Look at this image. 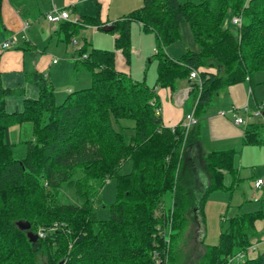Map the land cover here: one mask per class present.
<instances>
[{"label":"trees","instance_id":"obj_1","mask_svg":"<svg viewBox=\"0 0 264 264\" xmlns=\"http://www.w3.org/2000/svg\"><path fill=\"white\" fill-rule=\"evenodd\" d=\"M228 14L241 19L235 34L223 25ZM184 21L197 50L187 48L172 58L165 48L178 40ZM87 22L117 33L114 47L125 69L116 65L113 50L83 40L77 51L90 76L87 86L56 101L50 83L35 73L38 96L25 98L21 110L10 112L4 97L15 90L0 92V264H37V253L45 255L46 264H170L171 243L184 229L186 210L195 205L200 212L208 191L231 190L239 180L236 150L207 152L202 159L208 184L194 201L182 157L185 147L199 140L214 94L264 71V0H142L108 25ZM133 23L154 36L153 85L130 73ZM60 25L65 40L81 26ZM191 70L195 78H189ZM180 80L191 82L196 117L186 133L181 121L171 129L156 112L157 89L172 92ZM261 115L244 127L243 144H264V106ZM24 122L32 124V138L25 141L23 157L16 158L8 131ZM109 179L115 180V199L108 204V217L99 219L94 202ZM63 184L73 188L80 204L59 201ZM159 208L163 211L155 214ZM262 218L260 209L230 216L217 243L202 244L199 264H264V242L247 255L253 238L262 241L255 227ZM163 221L169 222L168 240ZM18 222H28V229ZM27 230L36 238H28ZM237 252L242 257L233 259Z\"/></svg>","mask_w":264,"mask_h":264},{"label":"crops","instance_id":"obj_2","mask_svg":"<svg viewBox=\"0 0 264 264\" xmlns=\"http://www.w3.org/2000/svg\"><path fill=\"white\" fill-rule=\"evenodd\" d=\"M141 4L142 0H1L0 40L12 35H16L18 39L14 46L0 50V92L2 89L15 90L4 97L5 110L8 112L15 109L21 110L25 98L38 96V86L32 80V75L35 73L42 75L50 83L54 96L56 94L65 96L72 90L79 89L81 86L84 87V85H73L74 82H80L79 78L89 77L90 79L85 67L79 63L80 56L77 49L83 40L92 47L107 48L93 46L97 34L91 35L90 38L84 35L78 40L75 36L80 29L91 28L108 33L111 39L109 43L112 46V49L109 50L114 51L116 65L119 68H124L120 50L114 47V39L117 33H110L106 28L103 29L102 25L110 24L122 15L141 6ZM52 5L67 9L70 19L64 20V22L81 25L69 40H65L66 32L60 25L62 21L52 23L44 17V13ZM73 19L82 20V24L74 22ZM88 20H99L102 27L87 22ZM26 21L28 27L25 29V38H20L23 24ZM29 28L32 30L27 33ZM144 34L148 33L142 31L139 23L132 24L131 58L134 57L141 73L147 69L144 58L148 52L152 54L155 50L153 34L149 33L148 36ZM106 47H108L107 44ZM168 52L169 49L166 53L170 56L172 53ZM135 66L130 64L131 74ZM143 78L145 80L144 76ZM259 79L257 82L259 85L256 86H254L256 81L250 77L244 80L246 84H232L225 87L228 95V100L224 103L225 106L241 107L247 105L248 108L253 109L257 104L264 103V76ZM154 80L155 76L149 85H153ZM190 83L187 80H180L172 92L164 88L157 89L159 114L164 125H175L193 109L194 103L189 97ZM216 106L212 110H217ZM239 113L243 114L241 110ZM226 115H230V120L225 117ZM203 118L199 140L186 146L184 157H182L185 163L184 172H186L184 181L188 188L193 191L196 186H200L201 189L196 191L198 195V191L204 189L208 184V172L202 159L204 154L214 150L233 149L236 150L234 165L238 175L244 172L243 174L249 177L252 183V187L248 189L249 193L247 194L248 191H245V195H248L247 198L257 197L259 194L264 196V144H243L242 135L245 126L235 124L228 110H225L224 114H220V111L216 115L209 113L204 121ZM257 119L260 120L257 117H252L250 120ZM236 156H238L237 160H235ZM257 178H263L259 186H255ZM258 229L260 228H256L259 232Z\"/></svg>","mask_w":264,"mask_h":264},{"label":"rangeland","instance_id":"obj_3","mask_svg":"<svg viewBox=\"0 0 264 264\" xmlns=\"http://www.w3.org/2000/svg\"><path fill=\"white\" fill-rule=\"evenodd\" d=\"M198 1V0H192ZM230 14L226 15L224 19L223 25L229 27V29L235 34L237 31V25L231 21ZM43 21V20H42ZM32 30L29 28L27 33ZM97 34V39L93 43V46L102 47L107 49H112L111 44L109 43L110 35L103 31H97L91 28H87L84 30H78V34H76V38L79 40L82 36H87L90 38L91 35ZM149 34V33H148ZM148 34H144L147 35ZM150 36V35H149ZM135 38V35H134ZM106 44L108 47H106ZM110 45V46H109ZM197 50V46L193 40L192 33L189 27L188 22L184 21L180 24L179 27V38L173 43L169 44L165 48V52L169 49L171 57H178L185 49ZM168 52V53H169ZM151 53L148 52L146 57L144 58L145 64L147 65V69L143 73L140 72V69L134 61V57L131 58V65H136L132 69V75L137 77L138 79L145 77V82L147 84H151L153 78L155 76V61L150 60ZM149 60V61H148ZM83 74V73H81ZM264 76V71H255L251 74V77L256 81L254 86L259 85L257 82L260 80L259 78ZM82 77H84L82 75ZM73 81V80H72ZM80 82H74V86L78 85H88L90 82L89 77L79 78ZM83 81V82H82ZM83 83V84H80ZM235 84H246L244 81L237 82ZM82 87V86H81ZM225 88V87H224ZM219 89L213 97V100L203 118L207 117L210 114H217L219 111L228 110L230 105L225 106V102L228 100L227 88ZM64 97L56 94L55 100L60 101ZM217 105V106H216ZM186 106V105H185ZM185 106L183 107L185 109ZM216 106L217 110H212V108ZM237 107V106H236ZM230 115H226L225 117L230 120ZM224 117V116H223ZM261 120L263 116H259ZM231 122V121H230ZM32 138V124L30 122H24L21 125H12L8 131V139L12 144L11 150L16 158H21L25 154V141ZM238 156L235 157L237 160ZM239 173V180L231 190H222V189H212L208 191L205 196L201 213L197 211V207L195 205L190 206L186 212V220L183 231L178 234L174 239L173 243H171L172 250H174L173 259L170 264H199L201 256L205 250V246L202 244L213 245L217 243L219 232L222 228H224L227 224V219L237 213L254 211L260 209L264 212V196L259 194L257 197L247 198L248 195H245V191H248L249 188L252 187V183L250 182V178L245 176L243 173ZM203 181V179H202ZM201 181V184H202ZM226 183L229 182L228 178L225 180ZM197 185V184H196ZM195 188V187H194ZM206 187H204L205 189ZM200 186H196V189H192V194H194V201L198 199L200 193L204 191H198V195L196 193L197 190H200ZM169 195H166L164 206H167L169 203ZM246 198V199H245ZM58 199L63 203H73L80 204L82 200L75 194L72 187L63 184L58 193ZM115 199V180L109 179L107 180L102 187L100 188L98 195L96 196L94 202V208L96 212V216L99 219L107 218L109 215L108 204L113 202ZM249 199V200H248ZM163 211V208H159L155 211V214H159ZM199 212V214H198ZM163 221L164 228L170 230L168 227V223ZM200 226V227H199ZM255 227H259L260 230V238L261 242L258 243L257 239L253 238V244H256V248L253 250L248 249L247 255H254L256 251H259L263 247L264 242V218L255 221ZM263 229V230H262ZM201 237V238H200ZM168 240V239H167ZM258 243V244H257ZM240 252H237L232 258L236 259L239 257ZM37 264H46L45 255L43 253H37L36 256Z\"/></svg>","mask_w":264,"mask_h":264},{"label":"built area","instance_id":"obj_4","mask_svg":"<svg viewBox=\"0 0 264 264\" xmlns=\"http://www.w3.org/2000/svg\"><path fill=\"white\" fill-rule=\"evenodd\" d=\"M44 17L47 21L52 22V23H57V22H61L64 20H69V13L67 11V9L65 8H59L56 7L54 5H52L50 7V9L48 11H46L44 13ZM74 22H79L80 24H82V20L79 19H73ZM231 21L236 24L237 26L240 25L241 19L239 16H232ZM28 27V22H24L23 27H22V33L20 35V38H25V29ZM18 39L16 35H12L8 38L5 39H1L0 40V50L9 48L14 46L17 43ZM74 42V40H73ZM83 57H85V55H82ZM197 76V73L195 70H191L189 73V78H195ZM187 91V89L185 90V92ZM264 103H259L255 106V108L250 109L248 108L247 105H243L241 107H235V106H231L228 111L230 112L233 122L235 124L238 125H242V126H246V124L249 122V120L252 117H259L261 115V109L263 108ZM242 111L243 114H240L239 111ZM156 112H159V109L156 110ZM220 114H224V111H220ZM196 122V117L193 114V109L186 113L184 115V118L181 120L180 122V126L183 129V132L186 133L188 131V129ZM174 125L170 126L171 129H173ZM263 181V178H257L255 180V186H259ZM168 232L165 231V233L163 232V235H165V238L168 239L167 234L169 233V230H167ZM38 235H42V232H38ZM250 250L254 249V245L252 244L249 247ZM242 253L239 254V257H242ZM239 257H237L236 259H238Z\"/></svg>","mask_w":264,"mask_h":264},{"label":"water","instance_id":"obj_5","mask_svg":"<svg viewBox=\"0 0 264 264\" xmlns=\"http://www.w3.org/2000/svg\"><path fill=\"white\" fill-rule=\"evenodd\" d=\"M103 29H105V28H103ZM18 224H19L21 229H28V227H29V223L28 222H18ZM27 236L30 239H35L36 238V234H34L33 232H31L29 230H27Z\"/></svg>","mask_w":264,"mask_h":264}]
</instances>
